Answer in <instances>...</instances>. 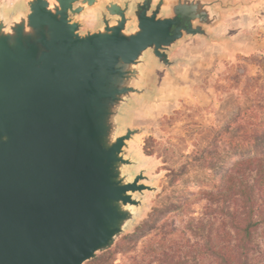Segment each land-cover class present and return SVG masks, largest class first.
Wrapping results in <instances>:
<instances>
[{
    "label": "water",
    "instance_id": "95a60500",
    "mask_svg": "<svg viewBox=\"0 0 264 264\" xmlns=\"http://www.w3.org/2000/svg\"><path fill=\"white\" fill-rule=\"evenodd\" d=\"M0 2V264H84L135 222L146 168L125 153L123 127L152 61L170 68L181 38L211 37L222 0ZM218 4V5H217ZM99 11L82 30L76 15ZM188 17V25H179ZM175 26L171 30V26Z\"/></svg>",
    "mask_w": 264,
    "mask_h": 264
},
{
    "label": "rangeland",
    "instance_id": "374dc122",
    "mask_svg": "<svg viewBox=\"0 0 264 264\" xmlns=\"http://www.w3.org/2000/svg\"><path fill=\"white\" fill-rule=\"evenodd\" d=\"M135 1L129 0L130 15ZM174 1L164 0L160 14L169 15ZM222 1L229 6L219 8L215 25H206L212 36L181 38L169 54L176 59L169 69L152 61L148 87L153 93L143 94L126 109L123 127L142 128L125 146V153L139 160L129 170L134 174L146 168L145 182L157 189L145 191L135 222L114 241L171 203H185L173 213L175 227L189 215H202L208 203L200 191L212 188L238 158L241 131L264 119V107L254 104L255 99L264 102V0ZM0 2L5 13L23 7V0ZM75 17L82 30L99 24L93 6ZM133 254L119 251L109 264H130ZM95 256L101 257L102 251Z\"/></svg>",
    "mask_w": 264,
    "mask_h": 264
},
{
    "label": "trees",
    "instance_id": "16d2710c",
    "mask_svg": "<svg viewBox=\"0 0 264 264\" xmlns=\"http://www.w3.org/2000/svg\"><path fill=\"white\" fill-rule=\"evenodd\" d=\"M254 104L264 107L260 99ZM252 125L241 131L229 170L200 191L208 203L202 215L175 227L173 213L185 203H171L84 264H109L119 251L134 252L130 264H264V119Z\"/></svg>",
    "mask_w": 264,
    "mask_h": 264
},
{
    "label": "flooded vegetation",
    "instance_id": "af4514ba",
    "mask_svg": "<svg viewBox=\"0 0 264 264\" xmlns=\"http://www.w3.org/2000/svg\"><path fill=\"white\" fill-rule=\"evenodd\" d=\"M131 4H132V11H133V13H135V12L136 13H139L141 11L142 8L141 7H138V6L136 7L135 6V2H131ZM161 6H160V9H161ZM189 23H191L190 19L188 17H184V18H181L179 25H188ZM174 27L175 26L172 25L171 26V30L174 29Z\"/></svg>",
    "mask_w": 264,
    "mask_h": 264
}]
</instances>
